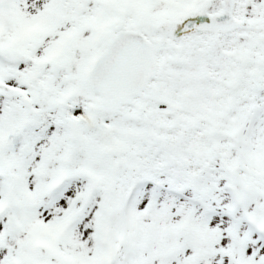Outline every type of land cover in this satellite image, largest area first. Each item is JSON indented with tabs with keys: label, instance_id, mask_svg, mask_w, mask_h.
<instances>
[{
	"label": "snow or ice",
	"instance_id": "6c2138e0",
	"mask_svg": "<svg viewBox=\"0 0 264 264\" xmlns=\"http://www.w3.org/2000/svg\"><path fill=\"white\" fill-rule=\"evenodd\" d=\"M0 264H264V0H0Z\"/></svg>",
	"mask_w": 264,
	"mask_h": 264
}]
</instances>
